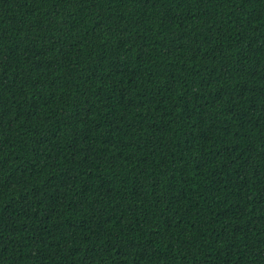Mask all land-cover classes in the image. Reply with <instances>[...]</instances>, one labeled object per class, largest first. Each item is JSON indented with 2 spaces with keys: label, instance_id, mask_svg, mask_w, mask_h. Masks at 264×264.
I'll return each mask as SVG.
<instances>
[{
  "label": "trees",
  "instance_id": "1",
  "mask_svg": "<svg viewBox=\"0 0 264 264\" xmlns=\"http://www.w3.org/2000/svg\"><path fill=\"white\" fill-rule=\"evenodd\" d=\"M0 264H264V0H0Z\"/></svg>",
  "mask_w": 264,
  "mask_h": 264
}]
</instances>
